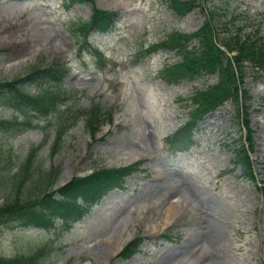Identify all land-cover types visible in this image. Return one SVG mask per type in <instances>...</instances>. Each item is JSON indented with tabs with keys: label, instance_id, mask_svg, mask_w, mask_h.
I'll return each instance as SVG.
<instances>
[{
	"label": "rangeland",
	"instance_id": "374dc122",
	"mask_svg": "<svg viewBox=\"0 0 264 264\" xmlns=\"http://www.w3.org/2000/svg\"><path fill=\"white\" fill-rule=\"evenodd\" d=\"M68 1L0 0V82L57 60L66 67L60 88L71 91L65 103L81 109L51 153L54 116L35 117L36 126L24 131L0 129V170L14 174L35 148L32 166L58 167L52 189L98 167L136 163V171L123 190L106 193L78 221L58 220L48 228L0 224V257L42 249L38 264H264V186L231 164L233 148L249 141L256 179L264 182V71L248 62L243 67L247 130L227 101L197 122L193 147L172 154L166 137L187 119L189 97L218 77L170 85L159 75L179 59L175 50L138 54L172 32L195 31L206 11L214 13L219 33L238 27L244 34L264 33V0H197L199 6L184 16L168 0H93L118 12L108 32L86 34L99 58L90 47L77 48L84 39L77 27L90 16L91 3ZM93 105L111 119L100 120L91 137L85 114ZM12 117L22 118L1 96L0 119ZM31 179L22 193L31 190ZM1 183L0 204L12 195ZM170 204L176 214L166 221ZM134 235L143 238L139 250L120 260L118 247Z\"/></svg>",
	"mask_w": 264,
	"mask_h": 264
},
{
	"label": "trees",
	"instance_id": "16d2710c",
	"mask_svg": "<svg viewBox=\"0 0 264 264\" xmlns=\"http://www.w3.org/2000/svg\"><path fill=\"white\" fill-rule=\"evenodd\" d=\"M85 2L92 3L91 15L87 21H80L77 27L84 38L77 48L80 50L81 47H90L99 58V51L87 44L86 34L89 31L96 33L109 31L118 12L98 8L93 5L92 0L68 1L69 4ZM168 6L177 16H183L199 6V3L196 0H168ZM215 20L214 13L206 11L202 24L194 32H172L164 40L138 53L148 55L159 49L177 52L179 59L167 63L160 71L159 76L167 84L194 80L205 75L218 77L215 84L196 89L189 97L191 108L186 121L166 140L172 153L194 146L193 130L197 122L226 101L230 100L236 105L242 125L247 128L249 124L243 106V102L248 98L247 91L242 87L245 75L243 67L245 62H250L256 68L264 70V33L256 30L253 34H244L241 33L242 27H238L234 33H219ZM234 20L235 17H231L225 20L224 24ZM192 41L196 42L193 47L190 46ZM65 73L64 64L56 60L46 67L33 66L22 76L0 82V97L5 96L9 105L22 117L21 120L16 117L0 119V129L15 128L16 131H24L26 128L36 126L31 123L35 117L54 116L56 117L52 122L54 139L49 148L50 153L54 152L57 140L63 130L70 127L75 113L81 115V109H72L65 103L66 94L71 93L60 88ZM59 106H64V109L60 111ZM97 107L91 106L85 114L86 126L91 137L97 131L100 120L111 119L110 113L104 115ZM247 144L233 148L232 165L240 166L243 176L248 181L258 184L250 157L252 145L249 141ZM34 151L35 148H32L26 153L14 174L8 175L0 170L2 188L12 192V195L4 198L0 204V224L16 222L21 227L48 228L58 220L64 223L78 221L89 211L91 205L97 203L109 190L124 189L125 177L136 169L135 164L98 167L83 176H72L62 186L52 189L58 167L50 165L46 169H41L38 165L32 166ZM28 179H31L32 188L24 194L23 184ZM260 183L263 185V182ZM32 189L36 192L29 197ZM140 243L141 238L135 236L121 249L118 258L125 260L132 256ZM42 252V249H38L27 256L0 257V264H38L37 259Z\"/></svg>",
	"mask_w": 264,
	"mask_h": 264
},
{
	"label": "bare ground",
	"instance_id": "6f19581e",
	"mask_svg": "<svg viewBox=\"0 0 264 264\" xmlns=\"http://www.w3.org/2000/svg\"><path fill=\"white\" fill-rule=\"evenodd\" d=\"M176 207V206H175ZM166 221H168L171 217H173L175 214H176V210L174 209V204H170L168 207H167V210H166ZM164 220V221H165ZM170 221V220H169ZM211 237V235H210ZM119 248V247H118ZM117 252V250H115ZM114 251V252H115ZM113 252V253H114ZM115 254V253H114Z\"/></svg>",
	"mask_w": 264,
	"mask_h": 264
}]
</instances>
